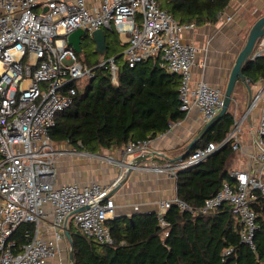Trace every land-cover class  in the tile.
<instances>
[{"label": "built area", "instance_id": "1", "mask_svg": "<svg viewBox=\"0 0 264 264\" xmlns=\"http://www.w3.org/2000/svg\"><path fill=\"white\" fill-rule=\"evenodd\" d=\"M194 27V22L175 19L158 0H0V264H50L64 249L67 218L86 238L115 246L107 221L116 217L117 201L114 195L100 200L115 181L58 184V161L85 158L119 165L122 172L131 158L151 152L153 139L149 138L132 140L117 154L93 152L81 142L53 140L50 131L57 114L73 104L77 90L95 76L96 68H109L114 83L120 69L116 56L95 66L80 61L68 44V35L77 28L89 33L114 28L128 43L123 56L129 66L160 57L170 72L180 76L181 110L198 109L206 123L221 110L224 92L204 78L193 83L199 47L184 42L181 35ZM260 56H264V37L253 58ZM261 81L243 113L239 114L238 102L233 103V124L222 141L197 146L183 159L148 160L134 167L177 180L179 171L201 163L227 144L250 158L251 166L232 169L233 181H224L199 208L178 195L160 200L157 215L162 238L169 234L165 215L173 205L192 215H209L228 205L241 226V242L256 249L258 223L252 204L264 196V78ZM258 107L259 120L254 124L251 114ZM249 122L248 150L243 135ZM178 123H170L162 135ZM28 222L34 223V233L27 230V241L19 245L13 234ZM232 251L225 249L223 257Z\"/></svg>", "mask_w": 264, "mask_h": 264}, {"label": "trees", "instance_id": "2", "mask_svg": "<svg viewBox=\"0 0 264 264\" xmlns=\"http://www.w3.org/2000/svg\"><path fill=\"white\" fill-rule=\"evenodd\" d=\"M230 0H158L182 23L202 25L216 23ZM107 58L120 61L117 83L112 81L109 68L97 67L95 76L84 81L77 90L73 104L59 112L50 134L56 143H82L83 148L101 152L121 148L132 140L154 139L169 129L170 123L184 119L179 98L180 76L170 72L158 56L149 57L129 66L122 60L123 49L117 31L107 28ZM81 46L80 61L95 66L94 49ZM82 56H87L83 58ZM251 81L264 77V56L243 66ZM233 124L230 108L207 132L197 146L210 141L220 142ZM238 155L230 144L201 163L178 172L177 195L193 208L218 191L224 181L232 182L230 171ZM257 214L256 249L241 242L240 224L228 205L209 215H192L173 205L165 215L169 234L162 238L158 215L133 213L107 221L116 241L108 246L86 238L69 222L74 245V264H264V196L252 204ZM34 233V223L21 224L13 234L19 245L27 241L26 231ZM233 251L223 257L225 249Z\"/></svg>", "mask_w": 264, "mask_h": 264}, {"label": "crops", "instance_id": "3", "mask_svg": "<svg viewBox=\"0 0 264 264\" xmlns=\"http://www.w3.org/2000/svg\"><path fill=\"white\" fill-rule=\"evenodd\" d=\"M98 1L100 0H96V2ZM263 14L264 0H230L216 23L195 24L193 29L184 31L181 35L183 41L192 42L199 47L196 64L192 68L193 83L204 78L209 84L224 92L235 58L245 43L249 29L256 19ZM103 29L106 32L107 28ZM120 41L126 45L123 49L124 52L128 43L122 39ZM82 45H86V48L94 49L97 52L95 60L102 61L107 58L105 56L106 50L104 52L98 51L97 43L91 36L83 38ZM122 60L125 61V56ZM262 78L264 77H260L257 81L250 80L249 86L241 81L236 84L232 103L229 107L231 111L234 102H238L239 114L246 110L251 94L260 88ZM259 115L260 107L252 112L251 123H258ZM204 124V117L198 109L194 108L186 113L184 119L176 124L171 131L164 135L160 133L153 139L150 145V153L158 152L162 156L153 155L150 161L162 163L167 160L165 156L176 157L180 155L200 132ZM249 124L250 122L247 123L243 135L244 147L248 150L251 144L248 132ZM125 146L103 149L102 151L106 152L107 150L109 153L117 154ZM234 151L238 155V162L233 169L251 166L247 154ZM57 169L58 184L77 182L85 185L93 181L111 184L121 173L119 165L102 164L85 158H61L58 161ZM173 195H177L175 179L167 175L134 170L128 180L114 194L117 201L116 216H131L133 213H157L158 202ZM136 205L139 206L138 209H135ZM64 250L65 247L59 254L60 257L63 256ZM57 257L50 260V264H56V260H59Z\"/></svg>", "mask_w": 264, "mask_h": 264}, {"label": "water", "instance_id": "4", "mask_svg": "<svg viewBox=\"0 0 264 264\" xmlns=\"http://www.w3.org/2000/svg\"><path fill=\"white\" fill-rule=\"evenodd\" d=\"M91 36L97 43V50L100 52H104L107 48L106 44V36L103 28H99L94 30L91 35L87 30L83 28H77L72 31L68 35V44L71 45L77 52H80L81 49V42L83 38H87ZM264 37V14L260 15L253 25L250 27L247 38L245 40L244 45L242 46L241 50L237 54L235 58L234 65L230 71L229 79L227 81L226 89L224 91V99H223V106L219 113L214 116L211 120L206 122L200 132L194 137V139L186 146L185 150L176 157H168L165 156L167 160L176 161L179 159L185 158L192 149L197 147V144L200 140L204 138L207 132L226 114L228 111L232 99H233V92L236 87V84L241 81L245 85L249 86L248 78L243 72V66L252 61L255 54V49L258 46L259 41ZM250 80V79H249ZM153 155H161L158 152L154 153H147L144 155H137L131 158L128 163L126 164L124 170L120 173V175L115 180V185L111 189V191L100 200L105 199L108 196L114 195L118 189L128 180L130 174L134 171V167L139 164L140 162L148 161ZM83 208L79 209L81 211ZM69 218H67L65 222V235L70 243L69 248V261L70 264H74V245L71 240V234L68 227Z\"/></svg>", "mask_w": 264, "mask_h": 264}, {"label": "rangeland", "instance_id": "5", "mask_svg": "<svg viewBox=\"0 0 264 264\" xmlns=\"http://www.w3.org/2000/svg\"><path fill=\"white\" fill-rule=\"evenodd\" d=\"M83 58H86L87 56H82ZM85 83H83L82 85H84ZM81 85V87H82ZM104 153H107L109 151L106 150L105 151H102ZM67 239V238H66ZM69 246H70V243L68 241V239L66 240L65 242V250H64V254H62L63 256L60 257V255L57 257L59 260H56V264H70L71 262L69 261Z\"/></svg>", "mask_w": 264, "mask_h": 264}]
</instances>
